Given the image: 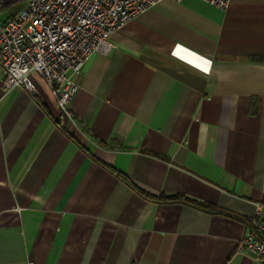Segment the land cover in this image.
I'll use <instances>...</instances> for the list:
<instances>
[{
    "label": "crops",
    "instance_id": "obj_1",
    "mask_svg": "<svg viewBox=\"0 0 264 264\" xmlns=\"http://www.w3.org/2000/svg\"><path fill=\"white\" fill-rule=\"evenodd\" d=\"M109 41L74 125L36 74L6 91L0 69V264H257L239 247L264 220V0H163Z\"/></svg>",
    "mask_w": 264,
    "mask_h": 264
},
{
    "label": "built area",
    "instance_id": "obj_2",
    "mask_svg": "<svg viewBox=\"0 0 264 264\" xmlns=\"http://www.w3.org/2000/svg\"><path fill=\"white\" fill-rule=\"evenodd\" d=\"M163 0H27L11 19L0 22L2 89L32 93L36 74L55 99L60 114L74 125L70 102L78 90L75 77L95 54L113 48L110 36L131 18ZM179 2L180 0H173ZM220 10L230 0H202ZM240 250L264 264V220L257 213L247 224Z\"/></svg>",
    "mask_w": 264,
    "mask_h": 264
},
{
    "label": "trees",
    "instance_id": "obj_3",
    "mask_svg": "<svg viewBox=\"0 0 264 264\" xmlns=\"http://www.w3.org/2000/svg\"><path fill=\"white\" fill-rule=\"evenodd\" d=\"M73 137L74 135H71ZM122 181L126 183L132 190L137 192L140 196L143 198L156 202L158 204H164V205H171V204H180L185 205L188 207H191L193 209H196L198 211L206 212V213H216V209L211 207L210 205L203 204L196 202L192 199H189L183 195H172V196H166V195H159L158 197H152L148 194L144 193L143 191L139 190L137 187H135L128 179L121 177Z\"/></svg>",
    "mask_w": 264,
    "mask_h": 264
}]
</instances>
